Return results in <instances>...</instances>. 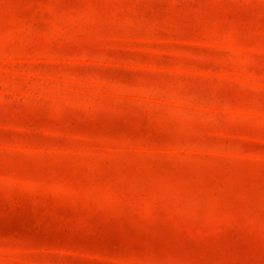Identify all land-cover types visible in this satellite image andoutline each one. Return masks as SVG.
I'll use <instances>...</instances> for the list:
<instances>
[{
	"label": "rangeland",
	"instance_id": "obj_1",
	"mask_svg": "<svg viewBox=\"0 0 264 264\" xmlns=\"http://www.w3.org/2000/svg\"><path fill=\"white\" fill-rule=\"evenodd\" d=\"M0 264H264V0H0Z\"/></svg>",
	"mask_w": 264,
	"mask_h": 264
},
{
	"label": "snow or ice",
	"instance_id": "obj_2",
	"mask_svg": "<svg viewBox=\"0 0 264 264\" xmlns=\"http://www.w3.org/2000/svg\"><path fill=\"white\" fill-rule=\"evenodd\" d=\"M130 123L133 124V125H136V124H139V123H141V122H140V120H138V119H132V120H130ZM169 139H170V138L167 137V136H162V137H161V142H168Z\"/></svg>",
	"mask_w": 264,
	"mask_h": 264
}]
</instances>
